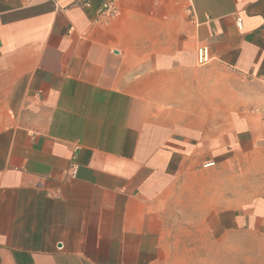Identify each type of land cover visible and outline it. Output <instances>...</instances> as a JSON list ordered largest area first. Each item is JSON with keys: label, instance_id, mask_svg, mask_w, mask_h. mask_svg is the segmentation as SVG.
Here are the masks:
<instances>
[{"label": "crops", "instance_id": "0c3cea01", "mask_svg": "<svg viewBox=\"0 0 264 264\" xmlns=\"http://www.w3.org/2000/svg\"><path fill=\"white\" fill-rule=\"evenodd\" d=\"M102 1L0 0V264H166L264 144V0Z\"/></svg>", "mask_w": 264, "mask_h": 264}, {"label": "rangeland", "instance_id": "374dc122", "mask_svg": "<svg viewBox=\"0 0 264 264\" xmlns=\"http://www.w3.org/2000/svg\"><path fill=\"white\" fill-rule=\"evenodd\" d=\"M229 154L223 200L208 197L206 214L192 201L190 221L186 216L172 233L166 264H264V144ZM221 203L223 215L215 213Z\"/></svg>", "mask_w": 264, "mask_h": 264}, {"label": "built area", "instance_id": "2783aa9c", "mask_svg": "<svg viewBox=\"0 0 264 264\" xmlns=\"http://www.w3.org/2000/svg\"><path fill=\"white\" fill-rule=\"evenodd\" d=\"M80 7L83 9H90L91 4L89 0H76ZM95 14L97 16L96 22L106 23L114 19L118 13L117 0H103L96 8ZM191 12V11H190ZM235 24L237 29L242 28V19L241 17H236ZM207 49L201 48L198 50V61L200 64L207 62ZM214 163H208L204 167H211Z\"/></svg>", "mask_w": 264, "mask_h": 264}]
</instances>
